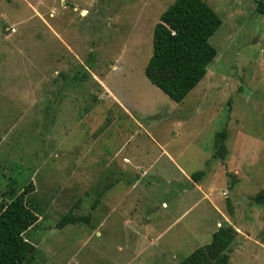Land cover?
<instances>
[{
  "label": "rangeland",
  "instance_id": "obj_1",
  "mask_svg": "<svg viewBox=\"0 0 264 264\" xmlns=\"http://www.w3.org/2000/svg\"><path fill=\"white\" fill-rule=\"evenodd\" d=\"M174 1L0 0V204L33 184L30 264H178L224 222L230 264H264V16L258 0H202L217 56L177 104L147 75ZM179 169L214 206L181 192Z\"/></svg>",
  "mask_w": 264,
  "mask_h": 264
},
{
  "label": "trees",
  "instance_id": "obj_2",
  "mask_svg": "<svg viewBox=\"0 0 264 264\" xmlns=\"http://www.w3.org/2000/svg\"><path fill=\"white\" fill-rule=\"evenodd\" d=\"M255 13L264 16V0L256 2ZM221 24L220 17L204 1L175 0L153 28L152 52L147 62L151 69L147 72L149 81L169 99L182 103L206 77L217 56L210 38ZM162 72L169 73L168 78H164ZM226 139L225 129L214 138V157L221 161L226 158ZM202 175L203 172H198L192 174V178ZM33 189L30 182L19 193L12 190L10 201L0 204V264H30L34 260L36 248L25 238L39 222V211L28 201ZM254 201L263 205L264 191ZM81 219L71 212L61 217L59 226L63 228ZM237 235L234 227L224 222L212 233L207 245L197 248L178 264H230Z\"/></svg>",
  "mask_w": 264,
  "mask_h": 264
},
{
  "label": "crops",
  "instance_id": "obj_3",
  "mask_svg": "<svg viewBox=\"0 0 264 264\" xmlns=\"http://www.w3.org/2000/svg\"><path fill=\"white\" fill-rule=\"evenodd\" d=\"M6 32L8 33V31H7V28H6ZM13 37V34H9L8 33V36H6V38H12ZM180 170V173L183 175V177L186 179V181L188 182V185H187V187H186V190L185 191H181L183 194H185V196L186 195H188V196H194V195H196V192H198V193H200L201 195H202V197L201 198H203L204 200H206V201H210L211 202V200L209 199V197H208V195L207 194H205V193H203L202 192V188H201V186H200V184L201 183H193V181L191 180V178H189V177H187L186 176V174H185V172L182 170V169H179ZM203 175H204V172H203ZM202 175V176H203ZM185 192V193H184ZM204 194V195H203ZM211 205H213V203L211 202ZM166 206V204L165 203H163L162 204V209H164L165 208V210H167L168 209V207H165ZM214 206V205H213ZM213 209H215L214 207H213ZM133 211L135 212L136 211V208H134L133 209ZM217 211V210H216ZM134 212H132V213H134ZM131 213V214H132ZM217 213H219V211H217ZM136 214H139V212H136L132 217H134ZM163 215H166V214H163ZM162 215V216H163ZM157 216V215H156ZM143 218H141L140 220H142ZM137 220V219H136ZM139 220V219H138ZM140 220L138 221V222H140ZM150 222H151V220L150 219H146V224L147 225H150ZM220 226V224L218 223V226L217 227H219ZM149 228V227H148ZM217 229V228H216ZM215 229V230H216ZM215 230H213V231H211V235H212V233L215 231ZM138 251V250H137Z\"/></svg>",
  "mask_w": 264,
  "mask_h": 264
},
{
  "label": "built area",
  "instance_id": "obj_4",
  "mask_svg": "<svg viewBox=\"0 0 264 264\" xmlns=\"http://www.w3.org/2000/svg\"><path fill=\"white\" fill-rule=\"evenodd\" d=\"M7 31L9 34H15L16 33L15 28H7Z\"/></svg>",
  "mask_w": 264,
  "mask_h": 264
}]
</instances>
